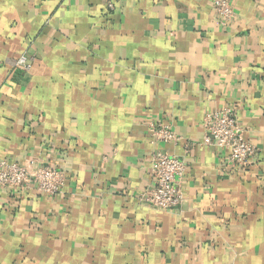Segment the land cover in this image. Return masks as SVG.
Listing matches in <instances>:
<instances>
[{
	"label": "crops",
	"instance_id": "crops-1",
	"mask_svg": "<svg viewBox=\"0 0 264 264\" xmlns=\"http://www.w3.org/2000/svg\"><path fill=\"white\" fill-rule=\"evenodd\" d=\"M212 3L0 0V161L66 174L55 195L0 187V264H264V0L226 26ZM224 106L246 167L204 143ZM152 120L181 140L154 142ZM155 149L185 161L173 209L138 198Z\"/></svg>",
	"mask_w": 264,
	"mask_h": 264
},
{
	"label": "built area",
	"instance_id": "built-area-1",
	"mask_svg": "<svg viewBox=\"0 0 264 264\" xmlns=\"http://www.w3.org/2000/svg\"><path fill=\"white\" fill-rule=\"evenodd\" d=\"M213 10L221 25L226 26L236 16L234 0H213ZM113 7L112 4H110ZM16 65L30 69L28 56L22 55ZM204 143L216 144L227 151L229 161L238 167H246L256 157V145L247 138L246 131L238 121L235 109L224 106L208 111L204 117ZM148 131L154 142L177 143L181 137L169 123L152 120ZM152 183L142 191L138 198L142 204L158 209H173L184 201L181 178L186 171L185 161L161 149L149 155ZM66 174L53 165L31 159L19 161H0V187L36 189L48 195L62 191Z\"/></svg>",
	"mask_w": 264,
	"mask_h": 264
}]
</instances>
